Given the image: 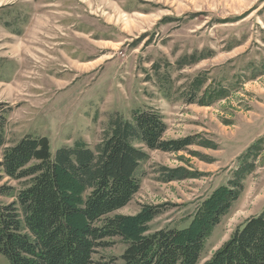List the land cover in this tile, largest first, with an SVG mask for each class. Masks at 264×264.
Instances as JSON below:
<instances>
[{
    "label": "rangeland",
    "instance_id": "rangeland-1",
    "mask_svg": "<svg viewBox=\"0 0 264 264\" xmlns=\"http://www.w3.org/2000/svg\"><path fill=\"white\" fill-rule=\"evenodd\" d=\"M25 8L0 17V101L13 108L0 160L3 147L25 135L47 136L52 152L75 142L95 148L115 112L133 119L136 110L153 108L167 124L164 138L201 134L220 146L173 153L144 147L139 191L115 214L161 204L150 231L186 226L201 200L249 160L245 189L205 239L198 264L236 225L260 214L264 0H28ZM168 15L175 18L164 20ZM177 166L201 174L167 181L166 168ZM26 183L3 176L0 186L14 188L0 194V204L16 200ZM106 240L93 264H124L122 238ZM0 264H10L7 256L0 254Z\"/></svg>",
    "mask_w": 264,
    "mask_h": 264
},
{
    "label": "trees",
    "instance_id": "trees-1",
    "mask_svg": "<svg viewBox=\"0 0 264 264\" xmlns=\"http://www.w3.org/2000/svg\"><path fill=\"white\" fill-rule=\"evenodd\" d=\"M12 109L0 101V147L7 142ZM132 118L115 112L95 148L75 142L52 152L45 135H25L3 147L0 180L27 181L16 200L0 204V254L10 264H93V254L114 236L125 243L124 264L199 263L205 239L242 194L254 160L238 166L226 183L203 198L186 226L150 231L161 204L146 205L132 215L114 213L139 191L136 173L147 156L144 147L173 153L190 145L215 150L219 143L201 134L164 138L167 124L153 108L136 110ZM259 141L248 147L249 153ZM166 169L167 181L201 174L180 166ZM13 188L3 184L0 194ZM234 228L203 264H264V209Z\"/></svg>",
    "mask_w": 264,
    "mask_h": 264
},
{
    "label": "crops",
    "instance_id": "crops-1",
    "mask_svg": "<svg viewBox=\"0 0 264 264\" xmlns=\"http://www.w3.org/2000/svg\"><path fill=\"white\" fill-rule=\"evenodd\" d=\"M26 1H28V0H12L8 4L0 5V17L2 18V20H6V18L10 19L14 15L15 12H19L18 15H21L22 14L21 12L23 10H26V9L29 10V8H25ZM34 1L35 0H32L33 3H34ZM37 1H39V0H37ZM35 6H38V5H35ZM26 15H30V14L25 12L24 16H26ZM172 18H175V17L168 15V16L164 17V20L168 21ZM12 20H15V18L13 17ZM12 20H10V21H12Z\"/></svg>",
    "mask_w": 264,
    "mask_h": 264
}]
</instances>
